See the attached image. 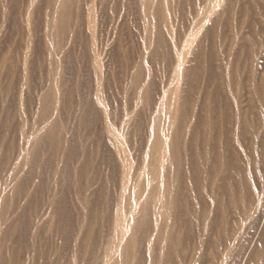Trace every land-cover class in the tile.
Here are the masks:
<instances>
[{"label":"bare ground","instance_id":"1","mask_svg":"<svg viewBox=\"0 0 264 264\" xmlns=\"http://www.w3.org/2000/svg\"><path fill=\"white\" fill-rule=\"evenodd\" d=\"M0 20L22 49L0 37V264H48L57 230L49 264H264V0H0Z\"/></svg>","mask_w":264,"mask_h":264},{"label":"rangeland","instance_id":"2","mask_svg":"<svg viewBox=\"0 0 264 264\" xmlns=\"http://www.w3.org/2000/svg\"><path fill=\"white\" fill-rule=\"evenodd\" d=\"M108 3L110 4V2H108ZM106 4H107V2H106ZM107 5H108V4H107ZM111 5L113 6V4L111 3L110 5H108V7H109V8H110V7H111V8H114V7H112ZM104 7H107V6H105V3H104ZM104 7H102V8H101V7H98L99 10H98V8H97V10L99 11V13H98V11L96 10V11H97V12H96V16H97V14H98V16H100V15H101V16H102V15L105 16V14L107 13L105 17L102 16L104 19H103L102 17H99V18L96 17L97 21H95V22H96V23L98 22L96 26L98 27V25H99L100 28H98L99 30L97 29V31H96V29H95V31H96L95 33H98V32L101 31L100 33L96 34V37H95V38H97V37H98L97 35L100 34L99 37H98L99 39L97 38V41H96V42H99L100 38H102V39L100 40V42H101V41L103 42V40H104V42H105V40L109 41L108 39H110V38H109L110 36L112 37L111 40H113V39L116 38V34H117V32H119V30H118V26H116V23H114L116 20H114L113 17H112L111 20L109 19V20H110L109 22H108V20H107V19H108V18H107V15H109V16H108L109 18H110L111 16L114 15V13L112 12L113 9H111L112 11H110V9L108 8V9H109V11H108V9H107V11L109 12V14H108L107 11H103ZM100 8L102 9L101 11H100ZM105 10H106V8H105ZM102 11H103L104 13H103ZM105 12H106V13H105ZM110 12H112V13H110ZM100 13H102V14H100ZM110 14H112V15H110ZM188 14H189V13H188ZM126 17H128V16H126ZM126 17H123V20H124V22H125L126 20H129V21H128L129 23L127 22V25H129L130 23H134V22H132V20H130V19H131V16L128 17V19H127ZM177 17L179 18V17H181V16H178V15H177ZM177 17H175V18H177ZM106 18H107V19H106ZM129 18H130V19H129ZM178 18L176 19V24H179V23H177V21H179L180 24H181V23L184 24V23L186 22V18H187V17H182L181 19H180V18L178 19ZM98 19L100 20V22H99ZM101 20H103L102 23H101ZM105 20H107V23H106V24H105V22H106ZM4 21H5V20H4ZM4 21H1V20H0V25H1V26H0V28H1L0 31H3V32H4L3 34L0 32V34H1L0 37H3L4 35H7V36H8V34H10L11 32H12V33H11L8 37H12V36H11L12 34H14V35L16 36V34H17L18 32H16V31H11L12 28H11V29H8V28L11 27V25L8 26L7 24H9V22L7 21L8 23L6 22V24H5ZM112 21H113V22H112ZM183 21H184V22H183ZM1 22L4 23V24H1ZM100 23H101V24H100ZM112 23H113V24H112ZM102 24H103V25H102ZM107 24H108V25H107ZM109 24H110V25H109ZM114 24H115V26H113ZM101 25H102L103 27H102ZM105 25H107V26L105 27ZM111 25H112V28H113V31H114V32L112 31ZM132 25H133V26H132ZM6 26H8V27H6ZM96 26H95V27H96ZM130 26H132V27H131L132 29L129 28ZM177 26H178V25H177ZM5 27H6L7 29H5ZM97 27H96V28H97ZM104 27H105V28H104ZM115 27H116V28H115ZM129 27L125 28L126 30L123 29V31H124L125 33H122V36H120V37H121V42L125 43V45H126L128 48H131L132 46L136 45V47L130 49V52H129V54H131V57H135V55H136L137 53H134V52H136V51L138 50L137 48L139 47L138 42L140 41V38H134V37H136V36L138 35L139 32H138V30H136V29H138V27H136L135 24H131V25H129ZM2 28H4V29H2ZM101 28H102V29H101ZM103 28H104V29H103ZM107 28H108V29H107ZM109 28H110V29H109ZM114 29H115V30H114ZM8 30H10V31H8ZM105 30H106V31H105ZM117 30H118V31H117ZM128 30H129V32H128ZM130 30L132 31V33H133V32H136V33H133V35L135 34V36H133L132 34H131V36L129 35V34L131 33ZM135 30H136V31H135ZM107 31H108V32L111 31V32L108 33ZM123 31H121V32H123ZM126 31L128 32V35H126V34H127ZM102 32H104L105 34H106V32H107V33L109 34V35L106 34L107 38H106V37H103V35H105V34H101ZM115 32H116V34H114ZM5 33H6V34H5ZM15 33H16V34H15ZM18 34H19V36H21L20 33H18ZM18 34H17V37H18L19 39H17V37H16V38H13V37H15V36H13L12 39H11V38L8 39V37L6 36V37H7L6 41H7V40H8L9 42L12 41V43L16 42L17 45H16V44H13V45L16 47L15 49L18 48V50H16L17 52L22 50V49L20 50V47H19L21 42L17 43V41H16V39L19 40V41H21V40H20V37L18 36ZM111 34H112L113 36H115V37H113ZM2 35H3V36H2ZM101 35H102V37H101ZM123 35H124V37H123ZM126 36H127V37H126ZM128 36L132 37V39L134 38L135 41L131 40ZM4 37H5V36H4ZM86 37H88V36H86ZM137 37H139V36H137ZM84 38H85V36H84ZM122 38H123V39H122ZM126 38H127V39H126ZM0 39H1L2 41H5V38H4V39H3V38H0ZM33 39H35V42H37V41H36V40H37V37H36V36L33 37ZM138 39H139V40H138ZM13 40H14V42H13ZM122 40H123V41H122ZM126 40H127V41H126ZM129 40H131V41H133V42H135V43H137V44L134 43V45H133V42H132V45H129V44H128V43H129ZM136 40H138V42H137ZM2 41L0 42V45H2V44L4 45V43L6 42V41H5V42L2 43ZM84 41H85V40H84ZM107 41H106V42H107ZM131 41H130V44H131ZM9 42H6V43L9 44ZM85 42H86V41H85ZM85 42H84V43H85ZM102 42H101V43H102ZM104 42H103V43H104ZM106 42H105V43H106ZM110 42H111V41H110ZM113 42H114V40H113ZM6 43H5V44H6ZM10 43H11V42H10ZM101 43H100V45L103 44V43H102V44H101ZM7 44H6V45H7ZM18 44H19V45H18ZM69 44H70V43H69ZM81 44H83V42L80 43V44H78V47H79V48H81V47L83 48V46H85V44H83V46H82ZM98 44H99V43H98ZM110 44H111V43H108V45H110ZM80 45H81V46H80ZM75 46H76V45H75ZM75 46H73V48H74ZM0 47H1L0 49H2V46H0ZM3 47H5V46H3ZM78 47H76V48L78 49ZM82 48H81V49H82ZM135 48H136V50H135ZM74 49H75V48H74ZM74 49H73L74 54H75V52L77 53V54H75L76 58H78V59L80 60L81 55H82L81 53H83V51L81 52V49H78V52H77V49H75V50H74ZM82 50H83V49H82ZM31 52H32V51H31ZM79 52H80V53H79ZM132 52H133L135 55L132 54ZM137 52H138V51H137ZM2 53H4V55H2V54H1V55L4 56L5 58H8V57H9V53H7V52H5V51H2ZM78 53H79V55H78ZM17 54H18V53H17ZM19 54H20V52H19ZM19 54H18V55H19ZM80 54H81V55H80ZM77 55H78V56H77ZM105 55H106V54H102V56H104V57H105ZM132 55H133V56H132ZM32 56H33V57H32ZM34 56H35V54H30V58H29V59L32 60V61H36V60L32 59V58H34ZM75 56L73 55V57H75ZM79 56H80V57H79ZM35 57H36V56H35ZM73 57H72V59H74V61H76V63H77V62H78V61H77L78 59L76 60V58H73ZM105 58H108V57H105ZM105 58H104V62H108V60L110 59V58H108V60H106ZM81 59H82V58H81ZM105 60H106V61H105ZM74 61H73V62H74ZM109 62H110V61H109ZM112 64H113L114 66H116V65L113 63V61H111V62L108 64L109 66H107V63H105L107 69H108V67H109V68L111 67V68L108 69L107 71H109L110 73H111V71H112V73H115V72H113V71H114V70L117 71V68L115 69V68H113V66H110V65H112ZM30 65H31V66H30V67H31L30 69L33 71V72H32V71L30 70V72H31V76H32L33 79L35 80V84H34V80L32 79L33 89H31V91H32L31 94H35V95H36V94L38 93L40 87L42 86V82H40L39 69H37L38 67H37L35 64H31V63H30ZM33 65H34V66H33ZM148 65H149V67H151V69H152V70H151V69H150V70L155 72L154 74H152V75H155V76H153V78L156 79L155 81L159 80V77H161V72H159L161 69H159V66H158V68H157V66H156V68H155V64L153 65L154 67H153L150 63H149ZM33 67H34V69H32ZM152 67L154 68V70H153ZM35 68H36V69H35ZM112 68H113L114 70H112ZM158 69H159V70H158ZM157 70H158V71H157ZM37 72H38V73H37ZM109 72H108V75L110 76V73H109ZM36 73H37V74H36ZM152 73H153V72H152ZM33 74H34V76H33ZM38 75H39V76H38ZM37 76H38L39 78H38ZM156 76H157L158 78H156ZM6 81H7V78H6ZM41 81H42V80H41ZM109 81H110V82L112 81L111 78L109 79ZM39 86H40V87H39ZM111 88H112V89L110 90V94H109V97H108V98H109V99H108V100H109V106H111V109L116 110V109L118 108V107H117V106H118L117 103L119 104V100L117 99L119 94L117 95V93H116V88H115V86L113 85V83L111 84ZM34 91H35L36 93H35ZM33 92H34V93H33ZM28 94H29V93H28ZM115 94H116V96H115ZM110 95H111V97H110ZM33 96H34V95H32V97H33ZM114 97H115V98H114ZM110 98H111V99H110ZM112 98L116 101V103H115V101H114ZM29 103H30V106L33 107V104H32V103H33V100L30 99V100H29ZM114 104L117 105V106H115ZM113 105H114V106H113ZM32 107H31V108H32ZM113 107H115V108H113ZM12 108H13V106H12ZM71 120H73V119L71 118ZM136 138H137V137H136ZM101 164H102V165L99 166V168H100V169H99V173L103 174V176L101 175V176H102V177H101L102 183H103V184H106V185L109 183V186H108L109 189L111 188V189H112V192H114V189L116 188V184H115V183H112V180H113V179H112V180L110 179V178H111V177H110V174H111V173H114V170H113V168L110 166V164H107V163H101ZM112 175H113V174H112ZM109 177H110V178H109ZM109 179H110V180H109ZM106 181H108V182H106ZM109 181H110V182H109ZM99 183H100V181H99ZM99 183H98V184H99ZM113 184H115V186H113ZM111 185H112V187H110ZM114 187H115V188H114ZM113 188H114V189H113ZM97 190H99L98 192H101V189H99L98 187H97ZM110 192H111V190H110ZM22 201H23V199H21V202H22ZM18 202H19V201H18ZM21 202H19V203H21ZM40 206H42V207H40ZM45 207H46V206L39 205L38 211H39L40 208H41V210L39 211L40 213H39V212L37 213V216H38V215H39V216L41 215L40 218H43V219H46V218H47L46 215H49V214L47 213V211H49V209H48L47 207H46V208H45ZM43 209H45V210H43ZM44 211H45V212H44ZM43 213H44V214H43ZM42 214H43V215H42ZM44 215H45V218H44ZM38 218H39V217H38ZM38 218H37V219H38ZM57 231H58V232H54L52 235L50 234L51 236H49V238L47 239V243H46V244H47V252L45 253L46 256H44V257H46V258L44 259V262H45V263L47 262L48 264H49L50 260H53V259L55 258L54 255H52V254H53L54 252H57V251L55 250V248L59 245V242H60V234H61V232H60L59 230H57ZM47 234H48V233H47ZM42 236H43V234H42ZM47 236H48V235H47ZM58 256H59V258L57 259V262H56V263H58V264L61 263V262H64V261L68 258V254H66L65 252H61V253H59ZM195 264H199V263H195Z\"/></svg>","mask_w":264,"mask_h":264}]
</instances>
